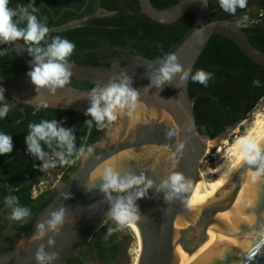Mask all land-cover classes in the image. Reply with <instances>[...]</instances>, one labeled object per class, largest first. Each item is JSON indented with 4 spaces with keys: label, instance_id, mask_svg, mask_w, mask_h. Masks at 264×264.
Returning <instances> with one entry per match:
<instances>
[{
    "label": "water",
    "instance_id": "obj_1",
    "mask_svg": "<svg viewBox=\"0 0 264 264\" xmlns=\"http://www.w3.org/2000/svg\"><path fill=\"white\" fill-rule=\"evenodd\" d=\"M137 6L142 15L159 24L172 23L186 12L193 15L191 30L170 48V53H175L185 68H193L211 34L226 38L249 61L264 66V54L250 44L242 29L233 20L214 19L209 7H205L201 0H179L163 9L154 8L149 0H137ZM198 17L202 20L198 21ZM20 47L18 41L12 43L14 52L30 66L32 57L22 56ZM158 58L162 59L122 54L112 58L109 66L69 62L71 79L86 82L91 87L78 88L67 84L54 93L47 88L37 92L28 77H0L4 96L11 100L10 109L24 104L69 110L75 112L76 117L85 114L90 106L87 98L94 86L107 84L124 72L131 77L133 88L141 91L139 102L146 109L153 107L167 112L175 125L146 117L130 124L128 115H119L106 127L103 141L94 143L93 154L82 159L68 179L58 184L54 195L36 213L29 226L15 234L13 245L0 252V264H38L35 255L41 244L45 245V252L58 253V258L51 264H63L73 255L111 218L107 215L109 201L99 191V175L93 178L89 175L96 166L113 156L116 160L112 164L122 175L145 176L144 184L130 190L132 193L145 192V197L136 203L141 214L139 221L148 229L146 245L135 264H264V121L209 200L208 214L212 219L227 216L222 226H208L201 213L202 206L196 207L194 221L176 225L199 177L197 165L205 144L195 127L191 98L187 93L188 81L181 84L177 76L172 84L164 85L163 90L155 87L143 90L150 84L146 73L159 67ZM168 132L172 133L170 137ZM249 143L260 149L261 159L256 164L247 163L245 152ZM152 151H155V158L147 164ZM174 173L183 175L185 189L165 200V194L170 190L157 189ZM148 180L153 182L150 188L147 187ZM65 194L70 198L64 199ZM61 206L65 208V218L59 233L46 232L43 237L36 238V225ZM6 229L10 234L9 224ZM49 239L55 240L54 245H48ZM251 251L255 254L250 256Z\"/></svg>",
    "mask_w": 264,
    "mask_h": 264
},
{
    "label": "trees",
    "instance_id": "obj_2",
    "mask_svg": "<svg viewBox=\"0 0 264 264\" xmlns=\"http://www.w3.org/2000/svg\"><path fill=\"white\" fill-rule=\"evenodd\" d=\"M89 1L96 7H103L113 13L89 18L79 27L51 34V39L56 36L68 39L75 44L73 52L93 49L97 45L95 40L98 38L114 48L127 41L128 49L132 52L154 59L170 53L172 51L170 48L191 30L194 20L193 15L186 12L172 23L159 24L139 12L136 0ZM149 1L154 8L163 9L179 0ZM26 2L27 0H9V7L26 6ZM207 4L214 19L233 20L234 17L241 15L256 19L259 12L264 15V0H247V6L244 9L237 8L235 14L223 11L218 0H207ZM74 6L78 7L79 3H75ZM29 12L33 14L30 9ZM41 13L47 21L42 8ZM23 26L21 24V27ZM242 31L250 44L259 53L264 54V31L262 32L257 26L242 28ZM158 45H162V51ZM0 49H8L5 55L0 56V77H27V73L23 72V68L16 61L18 59L12 56L9 44H1ZM83 55L88 56V54ZM198 69L212 73V78L208 81L207 87L194 83L189 78L187 93L191 98L196 130L200 136L210 140L217 137L225 128L246 120V115L264 95V66L249 61L226 38L211 34L198 55L192 71ZM254 80H259L258 87L253 85ZM68 85L78 88L91 87L83 81H72ZM5 100L11 105V100L7 98ZM54 119L62 122L65 128H74L77 149L81 145L91 146L102 137L103 127H98L94 121L91 125L86 124L91 117L85 114L75 117V112L69 110L18 104L9 110L6 117L0 118V132L12 136L14 145L12 153L0 156V252L13 245V241L6 233L9 220L5 217L10 218L11 210L4 203L5 197L17 196L20 205L31 210L26 220L11 222L9 230L19 234L29 226L36 213L55 193L54 188H47L31 196V189L43 180L47 173L58 175L59 181L65 182L78 166L77 156H73L70 159L74 160V163L64 166L57 164L55 168L41 170L39 168L41 161L27 154L25 137L28 133V125L41 120ZM45 151L50 150L45 146ZM116 227L111 218L107 219L63 264H82L84 260L95 264H121L127 251L125 243L131 232L125 227L112 233L108 232L109 228L116 229Z\"/></svg>",
    "mask_w": 264,
    "mask_h": 264
},
{
    "label": "clouds",
    "instance_id": "obj_3",
    "mask_svg": "<svg viewBox=\"0 0 264 264\" xmlns=\"http://www.w3.org/2000/svg\"><path fill=\"white\" fill-rule=\"evenodd\" d=\"M201 2L205 7L208 6L207 0H201ZM218 2L220 8L229 14H235L237 8L244 9L247 6V0H218ZM21 24L24 26L21 27ZM48 32L49 29L29 12L28 6L17 5L16 8H10L9 0H0V43L12 44L23 40L28 45V54L32 57L27 77L37 92L47 88L54 93L58 88H63L70 83L72 66L68 57L72 55L75 44L60 36L46 41ZM41 42H44L43 46ZM158 47L162 51V45ZM7 51L8 49H0V56L5 55ZM157 63L159 67L146 73L150 84L143 90H149L152 87L163 90V86L172 84L171 82L177 76L181 84L191 78L192 82L207 87L213 75L203 69L193 72L190 67L185 68L175 53L163 55L162 59L158 58ZM149 67L151 68V65ZM132 83L131 77L122 72L118 78L113 77L107 84L94 86L87 98L90 106L85 116L91 117V120H87L86 124L91 125L94 121L98 127L102 128L105 122H114L119 115L132 116L139 106L138 101L141 94L140 90L133 88ZM253 85L258 87L259 80H254ZM4 92L5 89L0 87V118L6 117L10 110L9 104L5 102ZM74 131V128H65L62 122H57L55 119L30 123L25 137L27 154L41 161L39 166L41 170L55 168L57 164L64 166L74 163L75 161L70 159L73 156L88 158L93 154V147L81 145L77 149ZM167 135L170 137L172 133L168 132ZM45 146L50 151H45ZM13 147L12 136L0 132V156L12 153ZM245 156L247 163L256 164L261 159L260 149L255 144L249 143ZM97 173L101 180L99 191L105 194L110 204L107 215L117 226L116 229L109 228L108 232L120 230L139 220L141 214L136 201L144 198L145 192L132 193L130 190L144 184L145 176L132 173L122 175L111 161L104 163L101 168L97 169ZM184 180L182 174H171L162 182L157 191L170 190L165 194V200H170L173 193H180L185 189ZM152 183L148 180L147 187L150 188ZM113 193L118 195L113 196ZM69 198L70 195L65 194L64 199ZM4 203L11 210L10 219L14 221H24L31 214L29 208L20 205L17 196L5 197ZM64 218L65 208L63 206L50 212L48 219L36 225L35 237H43L46 232L58 234ZM54 243V239H49V246ZM57 258L58 253L45 252L43 244L37 249L35 255L38 264H51Z\"/></svg>",
    "mask_w": 264,
    "mask_h": 264
},
{
    "label": "flooded vegetation",
    "instance_id": "obj_4",
    "mask_svg": "<svg viewBox=\"0 0 264 264\" xmlns=\"http://www.w3.org/2000/svg\"><path fill=\"white\" fill-rule=\"evenodd\" d=\"M75 3H79V6L75 7L74 6ZM25 4L37 17V19L40 22L42 20L41 23L44 24L49 29L48 35L45 38L46 41L51 40V34L61 33L63 31L79 27L83 25L85 21L89 18L102 17L106 15H111L113 13V11L106 10L103 7H98V6L96 7L94 3H90L89 0H27ZM31 4H33L34 6L32 7ZM41 8L44 11V15L47 21L44 20V16L41 13ZM256 16L257 18L251 23L239 27L242 29V28H250V27L253 28L254 26L255 27L257 26L263 32L264 15L259 12ZM95 41L97 42V45L93 49H89V50L83 49L77 52H73L72 55L68 57V61L87 64V65L109 66L110 60L112 58L119 57L122 54H126V55L139 54V53H134L130 49H128L129 42L127 41L118 48L109 46V44L106 43L103 39L98 38ZM18 42L21 45L19 49L21 55L30 58L31 56L28 54L27 51L28 45H26L23 40H20ZM1 44L2 43H0V46ZM43 44L44 42H41L42 46ZM9 48L13 54L12 56H15L18 59L16 61H18L19 62L18 64L23 68V72L27 73L28 71H30L29 65H27L23 61L20 55L14 52L12 48V44H9ZM83 54H88V56H84ZM22 77H26V76H22ZM72 81L79 82L70 78V82ZM5 219L9 220L8 224L10 227V224L13 220L10 219L9 217H5ZM6 233L8 234V231H6ZM8 235L9 238L14 243L15 233L11 232ZM85 261L86 260L82 261V264H85ZM90 263L95 264L92 262Z\"/></svg>",
    "mask_w": 264,
    "mask_h": 264
},
{
    "label": "bare ground",
    "instance_id": "obj_5",
    "mask_svg": "<svg viewBox=\"0 0 264 264\" xmlns=\"http://www.w3.org/2000/svg\"><path fill=\"white\" fill-rule=\"evenodd\" d=\"M197 19H198V21L202 20L199 17ZM138 105L139 106L136 109V111L133 113V115L128 116L130 124H132L138 120H144V117H146L148 120H159L163 124L168 123V124L175 127L171 116L167 112L162 111V110L158 111L153 107H149L148 109H146L147 107L142 102H139V101H138ZM263 121H264V104H263V107L261 108L260 112L259 113L257 112V115H255V121L252 124V127H250V129L244 135L238 136L235 139V141L231 144V146H229V148L227 149L228 157L226 159L222 160V162L220 164H218L214 168V170H208L209 174H215L217 176L220 175V177H222L221 180L218 179L219 181H218L217 185H219V183L223 180L224 176L226 175L229 168L232 166L233 162L235 161V159L237 158V156L239 155L241 150L244 148V146L247 144V142L251 139L254 132L256 131V129L260 126V124ZM204 144L206 147L208 145H212L213 141H207V142H204ZM157 148H160V147H157ZM154 153H155V151H152L151 154L149 153V155H148L149 161H147V164L151 163L150 161H153V159L155 158ZM114 158H116V157H114V156L110 157L109 159L103 161L98 166H96L90 172L89 178H93V177L99 175L97 173V169L101 168V166L108 161H111L113 163L114 160H116ZM215 185H216L215 183L211 184V183L205 182L203 180V178L201 177V175L198 177V179L196 180V183L194 185V188H193V190L189 196L186 209L179 216L178 220L176 221V225H179V224L186 222L188 220L194 221V219H195L194 215H195L196 207L202 206L201 213L203 214L202 215L203 218L205 220H207V222H208L207 225L212 226V227H221L222 226V222H223V220H225V218L227 216H223V219H212L208 214V204H209V200H210L214 190L216 189ZM130 226H132L138 234V238H139L140 244H141V252H142L144 246L146 245L147 238H148L147 226H144V224L141 223L139 220H137L136 222H134ZM125 228H127V226H125ZM169 264H170V262H169Z\"/></svg>",
    "mask_w": 264,
    "mask_h": 264
},
{
    "label": "rangeland",
    "instance_id": "obj_6",
    "mask_svg": "<svg viewBox=\"0 0 264 264\" xmlns=\"http://www.w3.org/2000/svg\"><path fill=\"white\" fill-rule=\"evenodd\" d=\"M249 11L254 13L251 10ZM254 20L255 17H250L248 15H241L233 18V21L238 26L247 25ZM262 97L254 105L253 109L246 115L245 121H240L241 123L238 122L232 126L225 128L217 137L213 139L209 140L208 138L201 136L204 142L213 141L212 145H208L204 148L203 155L197 165L199 176L201 175L205 182L211 184L215 183V187L218 186V179L221 180L222 177H220V175L217 176L215 174H209L208 170H214V168L218 164H220L222 160L226 159L228 157L227 149L229 148V146H231V144L235 141L238 136L244 135L250 129V127H252V124L255 121V115H257V112L259 113L261 108L263 107L264 97ZM109 124L110 123L108 122L105 123L104 127L102 128V137L100 140L96 141V143H101L103 141V135L106 132V127ZM94 143L91 145L93 148L95 145ZM82 159H84V157H76L78 165L82 161ZM60 183L61 182L58 179V175H51L50 173H47L44 179L41 180L36 186L31 189L30 195L35 196L39 191L47 188L55 189ZM127 228L130 230L131 235L128 236L127 241L125 243V250L127 251L121 264H135L141 253V244L136 230L132 226H127ZM85 264L91 263L85 261Z\"/></svg>",
    "mask_w": 264,
    "mask_h": 264
},
{
    "label": "snow or ice",
    "instance_id": "obj_7",
    "mask_svg": "<svg viewBox=\"0 0 264 264\" xmlns=\"http://www.w3.org/2000/svg\"><path fill=\"white\" fill-rule=\"evenodd\" d=\"M254 254H255V252H254V251H251V252H250V256H251V255H254Z\"/></svg>",
    "mask_w": 264,
    "mask_h": 264
}]
</instances>
